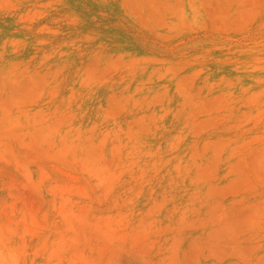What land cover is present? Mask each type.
Here are the masks:
<instances>
[{"label": "rangeland", "instance_id": "1", "mask_svg": "<svg viewBox=\"0 0 264 264\" xmlns=\"http://www.w3.org/2000/svg\"><path fill=\"white\" fill-rule=\"evenodd\" d=\"M0 264H264V0H0Z\"/></svg>", "mask_w": 264, "mask_h": 264}]
</instances>
